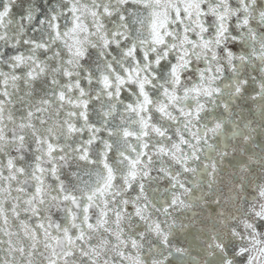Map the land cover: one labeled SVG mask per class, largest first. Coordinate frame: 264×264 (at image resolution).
I'll list each match as a JSON object with an SVG mask.
<instances>
[{"label": "clouds", "instance_id": "9594fccd", "mask_svg": "<svg viewBox=\"0 0 264 264\" xmlns=\"http://www.w3.org/2000/svg\"><path fill=\"white\" fill-rule=\"evenodd\" d=\"M0 264H264V0H0Z\"/></svg>", "mask_w": 264, "mask_h": 264}]
</instances>
